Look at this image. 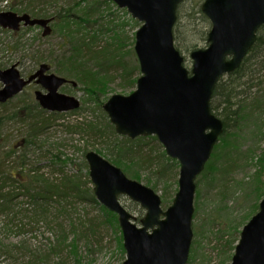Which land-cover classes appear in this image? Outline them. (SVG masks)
<instances>
[{"label": "water", "instance_id": "obj_1", "mask_svg": "<svg viewBox=\"0 0 264 264\" xmlns=\"http://www.w3.org/2000/svg\"><path fill=\"white\" fill-rule=\"evenodd\" d=\"M127 8L142 24L136 32L135 52L141 75L130 94H113L103 103L116 132L134 139L157 136L166 153L180 163L179 188L166 209L151 187L128 177L122 168L95 150L86 153L94 194L116 213L123 234L126 258L121 264H187L194 236L196 178L205 168L224 131L223 120L211 109L219 79L238 69L264 27V0H204L203 13L212 27L208 45L190 53L192 67L175 45L177 11L185 0H109ZM53 18L29 13L0 12V27L19 31L39 26L52 33ZM0 103H5L35 82L40 106L52 112L79 109L81 101L60 91L75 81L51 72L42 63L26 77L18 63L0 68ZM264 193V188H263ZM128 196L146 214L141 225L121 203ZM230 264H264V196L259 210L243 226Z\"/></svg>", "mask_w": 264, "mask_h": 264}, {"label": "trees", "instance_id": "obj_2", "mask_svg": "<svg viewBox=\"0 0 264 264\" xmlns=\"http://www.w3.org/2000/svg\"><path fill=\"white\" fill-rule=\"evenodd\" d=\"M62 1L64 5H61ZM71 3V0H9L7 8L18 13H29L33 17L53 18L52 33L60 34L62 47L58 53L33 51L32 66L36 68L41 63H48L51 70L55 68L61 76L84 86V90L89 96L87 102L97 105L94 107V111L98 112L97 110H99L102 113L104 123L99 124L97 118H94L76 122L67 128L70 132H78L94 141L107 144L110 139L117 136V132L103 108L104 101L101 96L107 92L108 84L113 80L106 64L109 66L120 63L118 58L124 52L121 41L126 39L117 33L118 31L122 32L119 26H111L117 28L118 31L110 33L106 38L107 44H105L100 32L104 27L101 30L95 28L98 20L94 19L96 14L93 9L88 7L90 0H79L73 5ZM99 3H104V1L100 0ZM46 5H51V9L54 6L55 12L51 13ZM199 13L205 20H208L202 13V9L199 10ZM83 24L85 25L82 26ZM89 24H92V27H88ZM33 28L28 27V29ZM3 31L9 30L3 29ZM207 38L208 33L205 32L202 39L207 40ZM13 43L15 52L23 49V45H19V41ZM100 45L104 46L99 47ZM197 47L198 45H192L191 48L196 49ZM177 48L181 51L178 45ZM26 58L23 54L17 62L18 65L20 66ZM8 63L0 59V68H6ZM124 69L120 84H127V87L124 88L126 90L128 87L136 86L138 75H134L131 84H129L128 80L130 79L127 75L131 73L125 66ZM136 70H140L138 59L133 68V71ZM33 72L35 70L28 72V75ZM225 76L219 79L211 99L213 113L224 122L223 137L230 127L229 122L236 121V117L241 116V109L247 111L246 114L249 107L252 110L264 109V28L259 30L257 41L241 66L228 75L229 80ZM28 87L14 98L0 103V257H7V264H92V260L85 259L80 249L82 239L87 238L86 242L88 241L92 245L90 234L96 233L94 229L96 221L100 225L112 223L119 229L117 215L101 206L106 219L102 220L99 214L91 217L89 219L91 224L86 225L81 218L76 216L78 204H84L88 200L97 202L93 185H91L87 161H83L85 173L82 170L65 169L72 159H63L58 151H54L56 148H53V145L49 144L45 137H42L51 125L52 119L49 116H59L62 112L49 113L48 110L40 106L38 101L31 100L28 96L30 95ZM235 87H238V92L242 93L240 99L239 96L236 97L241 101V105L238 106V109L231 105L230 109L227 107V103H231V98L235 97ZM230 96L231 98H229ZM243 101H247L248 105H243ZM80 108L68 112L77 113ZM156 138L155 136L152 139ZM220 140L222 139L220 138ZM136 141L124 138L117 145H113L117 154L112 160L114 164L122 167L127 175L141 179V172L153 168L152 172L159 174V177L163 179L169 176L170 168L173 166L177 168L178 161L167 156L165 151L160 155L166 161L164 163L162 158H160L162 161L160 162L158 157L151 154L150 150L147 151L145 147H141L145 138L140 137ZM228 144L231 142L229 141L226 145ZM159 145L161 146V144ZM88 151L90 150L87 149V146L84 147L83 155L85 156ZM220 154L219 150L214 153L212 156L214 160L211 159L213 161L210 160L208 166L206 165L208 168L206 178L211 175L214 179L221 177L222 180H225L228 178L226 176L235 165L232 163L223 164L220 161ZM42 161L47 163L42 164ZM54 166L58 168L52 170ZM47 167H50V171L45 170ZM214 172L216 173L214 174ZM168 182L166 190L176 184V181L169 180ZM258 185V189L255 190L258 196L254 194L256 199L253 204L256 209L263 197L264 182L261 180ZM166 201L164 200V202ZM246 217L244 216L243 219ZM242 224L239 222L237 226L231 227L230 225V229L227 230L229 237L226 239L224 249L229 261L232 259L236 243L239 240ZM40 225L54 233L53 237H48L46 242H41L33 247L27 240L12 242L9 239L11 234L24 232L28 228L32 231L39 230ZM119 246L121 254L124 255L126 252L121 235ZM53 257H57L58 262L54 263ZM198 258L199 256L195 255L194 257V254L191 253L193 261H197ZM221 264H225V261H222Z\"/></svg>", "mask_w": 264, "mask_h": 264}, {"label": "rangeland", "instance_id": "obj_3", "mask_svg": "<svg viewBox=\"0 0 264 264\" xmlns=\"http://www.w3.org/2000/svg\"><path fill=\"white\" fill-rule=\"evenodd\" d=\"M8 1L9 0H0V11L9 10L7 8ZM71 1V5H73L79 0ZM99 1L100 0H90L88 7L92 8L96 14L94 19L98 21L95 24V28L101 30L104 27L100 32L105 44H107V36H109L110 33H114L116 30L118 31L117 28H112L111 26H119L122 32L118 31L117 33L126 39L124 40L126 46L125 42L121 41L122 47L124 46V52L118 58L120 63L109 66L106 64L113 80L108 84L107 92L101 94L103 101L105 102L113 94L119 93L127 95L133 92L136 88V86H131L132 88L128 87L125 90L124 88L127 87V84L121 85L120 83L123 77L122 74L125 72L124 66L127 68V71H130L131 73L130 75H127L130 79L128 80L130 81L129 84H131L134 75H138V77L141 75L140 70L133 71L138 59L134 49L136 32L141 26V22L133 18L127 8H121L113 1L102 0L104 3L101 4ZM203 2L204 0H185L178 10V20L174 26L176 46L178 45L181 48V53L185 57V65L189 69L192 67L193 62L190 57V53L194 49L191 48L192 45H198L197 48L206 47L208 42L207 40L202 39V37L204 36V33H208L212 27L211 21L209 19L205 20L202 14L199 13ZM61 5H64L63 1ZM52 7L53 8L51 9V5H46V8L51 13H54V6ZM84 25L85 24L82 26ZM99 26H101V28H98ZM52 27L54 29L53 24ZM88 27H92V24H89ZM42 32V28L39 27H34L33 29L24 27L17 33L10 30L3 31L1 28L0 59L9 62L6 67L18 62L19 58L24 54L27 58L22 64H20L19 68L21 72L27 76L29 74L28 72L34 71L38 68V66L36 68L32 66L33 63L31 58L33 51L41 50L44 52L53 51L58 53L62 47L60 34L53 32L50 36L44 37L42 36ZM101 34L99 33V36ZM14 41H19V45H23V49L15 52L12 46ZM104 41H102V44H104ZM101 46L104 45H100L99 47ZM51 71L60 75L55 68H52ZM228 75H226L225 78L229 80L230 77ZM2 85L3 84L0 81V88ZM37 89H41V87L35 83H32L28 87V92L30 93L28 96L34 102H36L34 92ZM84 89V86L80 83L75 86L67 84L60 88L61 92L78 97L81 101L82 108H80L77 113L62 112L59 116H49V118L52 119L51 125L42 137H45L49 144L53 145V148H56L54 151H58L63 159H72V162L67 164L65 169H71L73 171L77 169L82 170L85 173L86 170L83 166V161L86 160L83 155L84 147L87 146L88 150H101H97V152L114 163L112 158L117 154V151H114L115 149H113V145H117L118 142L129 137L116 133V137L110 139L107 144H102L81 133L70 132L67 127L79 121H88L97 118L99 124L104 123L102 121V113L99 110H97L98 112L94 111V107L97 105L92 102H87L89 96ZM235 89V97L231 98L230 96L229 98H231L232 101L231 103H227V107L230 109L231 105H233V108L235 109H238V106L241 105V101L236 97L239 96L238 98L240 99L242 93L238 92V87H235ZM243 105H248L247 101H243ZM48 112L52 113L51 111ZM245 112L247 111L241 109V116L239 118L236 117V121L229 122L230 127L227 130V134H225L224 137L222 135L219 137V141L215 144V146L218 144L217 148L214 146L211 157L206 163L207 165L209 162L213 161L214 159L212 156L214 153L218 152V150L221 151L220 161L223 164L232 163L235 165L233 166L232 171L226 176V178H228L225 180H222L221 177L214 179L213 175L206 178L208 165H205L201 174L196 178L197 188L194 199L195 212L192 223L194 236L187 264H221L222 261H225V264H230L231 261L227 258L228 256L225 254L224 249L226 239L229 237V235H227V230L230 229L229 226H237V224L241 222V224H243L240 226V229H242L243 225L246 224L258 211V209L253 207V204L255 203L256 196H258L257 191L255 192V190L258 189V184L261 180L264 182V160H262L264 158V109L252 110V108L249 107L248 113L246 114ZM140 137L145 138L141 147H145V150L147 151L150 150L153 156L158 157L160 162L164 161L165 163L166 161L164 158L160 156L161 153L165 151V148L159 140L157 138L155 140L152 139L155 137L154 135ZM140 137L129 139L137 142L136 140ZM220 138L222 140H220ZM229 141L231 144H228V147L226 144ZM159 144H161V146ZM160 158H162V161ZM41 163L44 164L47 162L42 161ZM54 168L58 167L54 166L52 167V170ZM49 169L50 167L45 168L46 171ZM170 169L169 176H166L163 179L159 177V174L152 172L153 168H150V170L145 169L141 172V179H136L153 188L161 196L164 209L173 203L179 188V162L177 168L173 166ZM215 173L216 172H214V174ZM128 176L131 177L129 174ZM166 180L172 182L176 181V184L170 186V188L172 187L171 189L168 187L166 190V185L169 183ZM254 194H256V196H254ZM163 198L167 201L164 202ZM120 200L128 211L136 217V220H134L135 223L141 225L140 220L145 216L146 210L128 196H121ZM101 206L103 205L100 204L98 200L97 202L88 200L84 204H78L76 216L81 218L86 225L91 224V222H89L91 217L99 214L102 220L103 218L106 219V215L103 213ZM244 216L247 217L243 219ZM94 229L96 233H91V241L89 240L92 245L88 241L86 242V240H88L87 238L82 239L80 243V249L85 259L92 260V264H121L126 258V253L122 255L119 246L120 235L122 236L123 243V234L120 225L118 229L112 223L100 225V223L96 221ZM52 235H54L52 231L41 226L39 230L34 229L32 231L28 228V230L24 232L13 233L10 235L9 239L12 242L27 240L28 243L34 247L36 244L38 245L41 242H46L48 237H53ZM191 253L194 254V257L195 255L199 256L197 261L191 259ZM53 262H58V258L53 257ZM7 263V257H0V264Z\"/></svg>", "mask_w": 264, "mask_h": 264}]
</instances>
